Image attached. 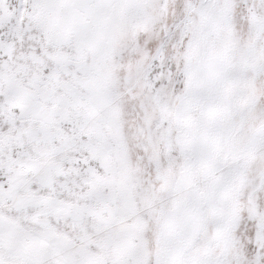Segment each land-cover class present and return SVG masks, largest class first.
<instances>
[{
    "label": "snow or ice",
    "instance_id": "1",
    "mask_svg": "<svg viewBox=\"0 0 264 264\" xmlns=\"http://www.w3.org/2000/svg\"><path fill=\"white\" fill-rule=\"evenodd\" d=\"M0 264H264V0H0Z\"/></svg>",
    "mask_w": 264,
    "mask_h": 264
}]
</instances>
